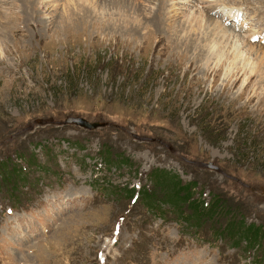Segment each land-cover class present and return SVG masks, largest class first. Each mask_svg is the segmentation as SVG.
I'll return each mask as SVG.
<instances>
[{
	"label": "rangeland",
	"instance_id": "obj_1",
	"mask_svg": "<svg viewBox=\"0 0 264 264\" xmlns=\"http://www.w3.org/2000/svg\"><path fill=\"white\" fill-rule=\"evenodd\" d=\"M168 1L0 0V264H264V0Z\"/></svg>",
	"mask_w": 264,
	"mask_h": 264
},
{
	"label": "bare ground",
	"instance_id": "obj_2",
	"mask_svg": "<svg viewBox=\"0 0 264 264\" xmlns=\"http://www.w3.org/2000/svg\"><path fill=\"white\" fill-rule=\"evenodd\" d=\"M84 1H87V0H82V2H84ZM168 1V0H167ZM175 1V0H174ZM173 0H169L168 2H169V5H168V8H169V12L171 13V11L172 10H174L176 7H177V5H176V3L174 2ZM189 1V0H188ZM79 2V1H78ZM190 2V1H189ZM196 2H197V4L199 5V4H202V5H205V6H203V8H204V10L207 12V16H208V13H210V11L211 10H213L212 8L213 7H216L217 8V6L218 5H216V4H213V6L211 7V5L212 4H209V3H207L205 0H196ZM187 3V2H186ZM205 3V4H204ZM217 4H218V2H216ZM220 6V11H224L226 14V16H228L230 19H236V14H237V9H235V8H233V7H231V6H225V5H219ZM182 8H184V7H182ZM186 8V7H185ZM179 9V8H178ZM218 9V8H217ZM179 10H181V9H179ZM216 10V9H215ZM217 11H215V13H216ZM196 16V15H195ZM198 16H200V17H198V20H196V17L195 18H190V19H192V20H194L195 22H194V27H196V29H200V28H202L201 30H203L204 29V31L205 32H209V34H211L213 37H215L216 39H217V41H218V43L220 42L221 44H224V43H227V42H233L234 41V38L232 37V35L229 33V31L227 30V28H225L223 25H221L220 23H218V22H215V24L212 26V28H211V26L210 25H208V23H207V26L205 25V23L206 22H204L203 21V19L204 18H202V16H204L200 11L198 12ZM207 16H204L205 17V19H206V21L209 19V18H211V17H207ZM226 16H225V18H226ZM227 17V18H228ZM224 19H222V21H223ZM192 22V21H191ZM204 22V24H202ZM208 22V21H207ZM212 22V21H211ZM229 23V22H228ZM211 24V23H210ZM236 25H237V23H235ZM231 27H234V25H233V23L231 22ZM192 26V25H191ZM191 28H193V27H191ZM251 33V34H250ZM249 34H248V36H247V38H248V41H251L252 42V40H254L255 39V37H257V36H260V38H261V40H263L264 39V30L263 31H261V32H256V33H252V32H250ZM190 33H187L186 32V34H184L182 37H180L179 39H178V41H176L177 42V45H181L182 43L186 46L187 45V47H192L193 48V42L191 41V39H190ZM185 38V40H182L181 38ZM236 38V37H235ZM239 39V38H238ZM240 42H241V40H240ZM217 43V44H218ZM242 43V42H241ZM220 44V45H221ZM235 45H238L237 43H235ZM219 46V45H218ZM238 47V46H237ZM185 50V49H184ZM188 50V49H187Z\"/></svg>",
	"mask_w": 264,
	"mask_h": 264
},
{
	"label": "water",
	"instance_id": "obj_3",
	"mask_svg": "<svg viewBox=\"0 0 264 264\" xmlns=\"http://www.w3.org/2000/svg\"><path fill=\"white\" fill-rule=\"evenodd\" d=\"M72 120L77 122L79 125L83 126L84 128H87V129L94 128L98 125L96 122H88L85 119L80 118V117L75 118V120L73 118ZM204 167L209 168V169H213L215 171L219 170V168L212 165L211 162L204 163Z\"/></svg>",
	"mask_w": 264,
	"mask_h": 264
},
{
	"label": "trees",
	"instance_id": "obj_4",
	"mask_svg": "<svg viewBox=\"0 0 264 264\" xmlns=\"http://www.w3.org/2000/svg\"><path fill=\"white\" fill-rule=\"evenodd\" d=\"M144 190H146V189H144ZM144 190H143V191H144ZM146 198H147L146 200H150V195L147 194V197H146ZM205 206H207V204H206ZM242 232H244V231H242ZM246 232H247V231H246ZM255 232H256L255 230H252V232L249 231L248 234H249L250 237H251V236L254 237V236H255ZM250 237H249V239H250Z\"/></svg>",
	"mask_w": 264,
	"mask_h": 264
},
{
	"label": "built area",
	"instance_id": "obj_5",
	"mask_svg": "<svg viewBox=\"0 0 264 264\" xmlns=\"http://www.w3.org/2000/svg\"><path fill=\"white\" fill-rule=\"evenodd\" d=\"M139 189V188H138ZM206 205V204H205Z\"/></svg>",
	"mask_w": 264,
	"mask_h": 264
}]
</instances>
